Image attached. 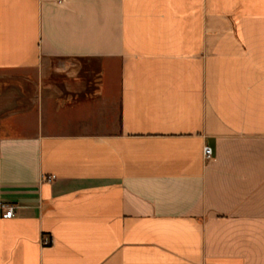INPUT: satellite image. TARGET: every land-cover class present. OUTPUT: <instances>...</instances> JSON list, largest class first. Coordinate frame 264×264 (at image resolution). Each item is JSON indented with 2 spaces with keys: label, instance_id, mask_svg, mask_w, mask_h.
Listing matches in <instances>:
<instances>
[{
  "label": "crops",
  "instance_id": "0c3cea01",
  "mask_svg": "<svg viewBox=\"0 0 264 264\" xmlns=\"http://www.w3.org/2000/svg\"><path fill=\"white\" fill-rule=\"evenodd\" d=\"M0 264H264V0H0Z\"/></svg>",
  "mask_w": 264,
  "mask_h": 264
},
{
  "label": "built area",
  "instance_id": "2783aa9c",
  "mask_svg": "<svg viewBox=\"0 0 264 264\" xmlns=\"http://www.w3.org/2000/svg\"><path fill=\"white\" fill-rule=\"evenodd\" d=\"M204 153L207 159H211L213 157V150L210 146H206L204 149ZM56 179V175L54 174H49V175H44L43 180L44 181H53ZM18 208V204L14 202H2L1 203V215L4 218H11L16 215V211ZM52 238L49 236H44L42 239V243L44 245H49L52 243Z\"/></svg>",
  "mask_w": 264,
  "mask_h": 264
}]
</instances>
